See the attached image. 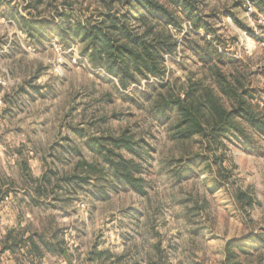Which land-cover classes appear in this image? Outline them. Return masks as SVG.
I'll return each mask as SVG.
<instances>
[{
	"label": "rangeland",
	"instance_id": "obj_1",
	"mask_svg": "<svg viewBox=\"0 0 264 264\" xmlns=\"http://www.w3.org/2000/svg\"><path fill=\"white\" fill-rule=\"evenodd\" d=\"M189 1L193 16L178 9L180 26L151 19L177 41L163 55V77L141 76L123 88L83 42L62 36L73 37L62 30L67 14L71 24L95 17L106 9L102 0H40L37 8L0 0V203L10 196L21 228L50 238L59 231L54 239L64 241L72 264H148L158 247L162 264H226L231 240L259 254L261 240L249 241L264 232V123L239 121L242 131L222 143L195 136L187 148L172 135L174 109L154 105L168 91L183 97L193 80L227 100L219 69L232 82L243 78L239 90L264 118V13L250 17L245 0ZM23 18L38 23L35 35ZM198 18L205 26H195ZM205 52L212 57L202 59ZM124 130L133 137L125 155L134 159L139 190L118 178L99 147ZM237 188L255 197L253 206L236 202ZM32 211L36 222L26 216ZM46 262L64 264V253Z\"/></svg>",
	"mask_w": 264,
	"mask_h": 264
},
{
	"label": "trees",
	"instance_id": "obj_2",
	"mask_svg": "<svg viewBox=\"0 0 264 264\" xmlns=\"http://www.w3.org/2000/svg\"><path fill=\"white\" fill-rule=\"evenodd\" d=\"M39 1L29 0L30 7L37 8ZM102 1L106 9L100 10L95 17L87 16L81 19L77 16L75 22L71 24V15H66L63 19L65 23L61 25L62 30L71 28L73 37H66L63 33L64 41L69 42L74 38L83 42L91 60L115 74L123 88H127L141 76L163 77V55L165 52L176 50L177 41L171 39L168 32L154 30V26L150 24L151 19L157 21L161 19L180 26L181 15L178 9L187 16H193L194 8L190 6V1L121 0V4L126 6L125 11H119L120 8L114 0ZM254 1L257 9L264 13V0ZM22 20L30 34L35 35L39 31L38 23L35 21L26 18ZM194 21L196 27L205 26L201 23L202 19ZM206 55L212 57V53L205 52L202 59H205ZM217 71L220 90L226 93L227 100L214 85L193 80L185 89L183 97L168 91L167 94H161L154 105L161 113L174 109L176 121L171 132L179 141L178 144L183 147L189 148V141L195 136H201L210 145L222 143V138L227 134L242 131L239 121L245 120L259 125L264 123V118L256 114L244 94L247 91L239 90V86L244 84L243 78L237 75L235 82H232L219 69ZM106 143L108 145L100 143L99 147L104 151L105 159L113 165L118 178L139 190L140 177L136 175L134 159H128L125 155V150H133L132 135H128V130H124L119 136L108 137ZM182 156L179 161L182 160ZM87 164L92 166L89 162ZM233 195L242 208L251 207L255 202V197L241 188L235 189ZM29 231L31 232L28 234ZM58 232L53 231V238H57ZM47 236V233L33 232L29 226L12 228L2 239L1 250L10 249L19 259H22L23 255L42 258L47 252H65L64 241L57 239L55 244L48 243ZM259 239L261 241L258 242L257 256L252 252V244L241 243V240L229 241L225 248L226 264H264V232L260 231L257 235L251 236L249 242L254 243ZM23 248L24 252L21 251ZM157 253H159L157 259L150 260L148 264H162L160 247ZM241 253H244V256Z\"/></svg>",
	"mask_w": 264,
	"mask_h": 264
},
{
	"label": "crops",
	"instance_id": "obj_3",
	"mask_svg": "<svg viewBox=\"0 0 264 264\" xmlns=\"http://www.w3.org/2000/svg\"><path fill=\"white\" fill-rule=\"evenodd\" d=\"M10 203V205H9ZM12 201L11 202H7L6 207L4 208L2 215H1V219H2V224L3 227L7 232L12 229V228H21V226L24 225V222L21 220L23 217L21 215V213H19L18 210L14 211L12 209ZM41 214V213H40ZM42 215V214H41ZM26 216L29 217V221H34L36 222L37 217L39 218V214L36 211H32L26 214ZM31 228V226H29ZM31 230L33 232H37V233H41L40 231H36L33 228H31ZM31 231L28 232V234ZM46 240L48 243H56V240L52 237L50 238L49 236L46 237ZM43 246V245H42ZM21 251L24 252V248L21 249ZM9 254L11 256V264H48L46 262V258L49 257V253L51 254V252H47L46 255L42 258H37V257H33L32 255L30 256H26L23 255L21 258L19 259L17 258L16 254L12 253L10 249H4L0 251V254ZM58 255L54 254V258L56 259ZM64 258H65V263L64 264H72L73 262H75V260L72 258V256L66 252H64ZM22 260V261H21ZM34 261V262H32Z\"/></svg>",
	"mask_w": 264,
	"mask_h": 264
},
{
	"label": "built area",
	"instance_id": "obj_4",
	"mask_svg": "<svg viewBox=\"0 0 264 264\" xmlns=\"http://www.w3.org/2000/svg\"><path fill=\"white\" fill-rule=\"evenodd\" d=\"M244 6L246 8V13L250 17H254V14L257 11L255 1L254 0H245ZM260 21L262 22V26L264 29V15L260 16ZM9 200H10V196L5 195L2 197V200L0 203V251L2 248V239L6 235V231H5L3 224H2L1 215H2V212H3L4 208L6 207V204ZM0 264H11V256L9 254H2L1 253L0 254Z\"/></svg>",
	"mask_w": 264,
	"mask_h": 264
}]
</instances>
